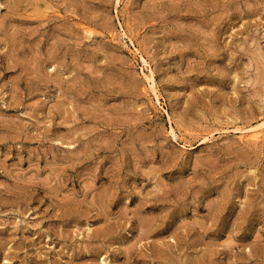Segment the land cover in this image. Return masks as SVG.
I'll return each instance as SVG.
<instances>
[{"label": "rangeland", "instance_id": "374dc122", "mask_svg": "<svg viewBox=\"0 0 264 264\" xmlns=\"http://www.w3.org/2000/svg\"><path fill=\"white\" fill-rule=\"evenodd\" d=\"M0 264H264V0H0Z\"/></svg>", "mask_w": 264, "mask_h": 264}, {"label": "bare ground", "instance_id": "6f19581e", "mask_svg": "<svg viewBox=\"0 0 264 264\" xmlns=\"http://www.w3.org/2000/svg\"><path fill=\"white\" fill-rule=\"evenodd\" d=\"M252 133V132H251ZM259 135H260V131L257 130V131H254L251 135V138L252 139H258L259 138Z\"/></svg>", "mask_w": 264, "mask_h": 264}]
</instances>
